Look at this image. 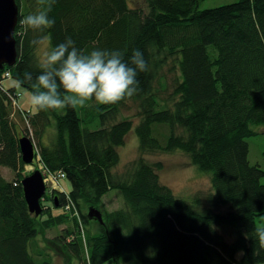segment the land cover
Masks as SVG:
<instances>
[{
  "label": "trees",
  "instance_id": "trees-1",
  "mask_svg": "<svg viewBox=\"0 0 264 264\" xmlns=\"http://www.w3.org/2000/svg\"><path fill=\"white\" fill-rule=\"evenodd\" d=\"M15 1L17 59L0 70V168L15 175L8 181L0 173V264H52L36 262L31 244L39 234L68 224L50 243L79 264H264L255 224L264 214V173L248 162L246 142L257 135L254 127H264V0L204 10L202 0H146V9L128 0H55L49 13L54 26L45 32L22 27V35L20 21L30 10ZM24 1L35 12L48 6V0ZM68 36L85 52L121 50L127 60L139 50L150 67L139 74L134 96L88 109L100 117L95 130L81 127L76 107L19 111L37 138L48 127L53 132L48 144L38 143L36 168L41 163L52 174L64 173L71 187L67 194H45L42 214L34 217L20 185L27 165L18 139L24 134L16 131L8 95L16 86L32 94L40 72L38 45L47 38L55 46ZM170 62L179 77L161 104L154 84ZM5 72L15 82L8 88ZM129 101L137 102L139 153L185 154L208 176L212 192L195 194L190 202L178 198L159 181L162 164L142 157L122 174L111 172L119 162L116 148L133 126L128 118L116 121ZM110 190L121 192L123 207L103 208ZM89 208L100 223L88 217Z\"/></svg>",
  "mask_w": 264,
  "mask_h": 264
},
{
  "label": "rangeland",
  "instance_id": "rangeland-1",
  "mask_svg": "<svg viewBox=\"0 0 264 264\" xmlns=\"http://www.w3.org/2000/svg\"><path fill=\"white\" fill-rule=\"evenodd\" d=\"M238 0H202L199 5V10L215 8L223 5H228ZM31 3V2H30ZM30 3H25L24 0H21V6L23 8H28L30 13H34L35 6H31ZM128 3L131 7H137L146 9V0H128ZM21 7V9H22ZM21 29L18 34H24L22 31V25L20 23ZM24 29V28H23ZM42 41H47L48 39H43ZM41 41V42H42ZM38 45L36 49V57L39 62V58L44 51V44ZM179 77V73L177 71L176 66L170 62L162 71V77L160 82L154 84V90L156 92V96L161 104L166 103L168 101V96L172 92V85L176 78ZM15 82L11 80H7L3 82V86L8 88L11 85H14ZM163 84H166V89H163ZM16 91L21 94L18 98L17 104L14 105V114L12 116V121L18 133H23L24 136L30 138L35 146L36 152L38 151V143L41 142L43 144H48L53 138V132L49 129H46L44 133L40 135V138H37L34 134V128L30 125L27 118L24 119L22 114H20L19 110L24 113L27 112L29 114L34 113L35 111L32 109L30 105V96L31 93L27 90H24L18 86H16ZM15 93V92H14ZM98 103L95 100L87 101L83 106L77 105L76 110L77 114L81 120V127L88 130H95L99 128L100 125V117H98L94 112H89L88 109L92 108L94 105ZM18 109H17V106ZM169 105V104H168ZM89 112V113H88ZM138 108L137 102L129 101L125 105L121 106L119 109V114L116 121H119L123 118L131 119L133 122V126L131 130L126 134L124 139V144L121 147L116 148V151L119 156V162L116 167H114L111 172L114 174H122L129 167L130 164L136 160L138 157H142L144 161L148 163L160 162L162 164V168L157 172L159 181L162 185L169 188L172 193L187 202L191 201V198L195 194L208 195L212 192L210 181L207 175L198 171L195 167L191 165L189 158L181 153L174 152L170 154H160V153H146L140 154L138 150V138L134 133L135 125L139 121V117H137ZM254 130L257 132L256 136H252L246 139L248 144V162L251 165H258L260 169L264 173V127H254ZM36 159V158H35ZM33 160V164L26 166L23 171V175L29 174L32 169H36L37 161ZM1 175L8 181H11L14 178V173L11 172L7 168H0ZM28 176V175H27ZM262 182L264 183V174L262 177ZM60 187L62 192L68 193L70 191V183L67 180L60 181ZM47 188L50 192H53L54 185H47ZM47 205H50L51 201ZM103 208L107 211H114L121 207H123V198L121 192L118 190H110L102 197ZM62 209L56 210L60 212ZM226 207L221 208V211H225ZM79 218L77 215L73 216ZM256 227L264 228V214L256 217L255 219ZM71 224L63 225L58 228H53L44 232V235H38L34 239V243L31 244L30 252L33 253L36 262L40 259L51 260L52 264H79L76 258L67 260L65 255L62 253L58 247L50 243L52 239H54L62 229L65 227H70ZM92 233H95V226L92 224L91 227ZM224 237L226 239L227 236L224 232ZM84 238V232L82 234ZM230 241V239H228ZM40 247V248H39ZM36 254H40L42 256L36 257Z\"/></svg>",
  "mask_w": 264,
  "mask_h": 264
},
{
  "label": "clouds",
  "instance_id": "clouds-1",
  "mask_svg": "<svg viewBox=\"0 0 264 264\" xmlns=\"http://www.w3.org/2000/svg\"><path fill=\"white\" fill-rule=\"evenodd\" d=\"M54 2L48 0L47 7L21 19L26 32H45L54 26L55 19L49 16ZM41 43L44 51L39 58L40 72L29 101L35 112L62 111L90 100L101 105L119 103L138 92V76L150 67L139 50H133L126 60L121 50L94 48L85 52L70 36L55 46ZM256 234L264 245V228L257 229Z\"/></svg>",
  "mask_w": 264,
  "mask_h": 264
},
{
  "label": "water",
  "instance_id": "water-1",
  "mask_svg": "<svg viewBox=\"0 0 264 264\" xmlns=\"http://www.w3.org/2000/svg\"><path fill=\"white\" fill-rule=\"evenodd\" d=\"M19 8L15 0H0V70L4 66H13L17 59L14 31L18 21ZM20 158L24 165H31L34 160V145L26 137L18 139ZM24 200L29 214L38 217L42 214L40 200L45 194V185L40 171L35 170L20 181ZM56 201V199H55ZM88 217L101 222L100 215L92 208Z\"/></svg>",
  "mask_w": 264,
  "mask_h": 264
},
{
  "label": "built area",
  "instance_id": "built-area-1",
  "mask_svg": "<svg viewBox=\"0 0 264 264\" xmlns=\"http://www.w3.org/2000/svg\"><path fill=\"white\" fill-rule=\"evenodd\" d=\"M3 76L5 77V78H9V73H7V72H5L4 74H3ZM19 95H17V97H18ZM8 97L10 98V100L12 101V104L13 105H15L16 104V102H15V100H16V96L15 95H8ZM42 165V164H41ZM41 167H43L42 169H43V173L45 174V176H46V182L49 184V185H54V187L56 188V187H59V182H60V180H62V179H64L65 178V175H64V173H62V172H58V173H56V174H52L48 169H46L43 165L41 166ZM69 207L68 206H66L65 207V209H68Z\"/></svg>",
  "mask_w": 264,
  "mask_h": 264
},
{
  "label": "bare ground",
  "instance_id": "bare-ground-1",
  "mask_svg": "<svg viewBox=\"0 0 264 264\" xmlns=\"http://www.w3.org/2000/svg\"><path fill=\"white\" fill-rule=\"evenodd\" d=\"M45 167V166H44ZM46 168V167H45ZM47 169V168H46Z\"/></svg>",
  "mask_w": 264,
  "mask_h": 264
}]
</instances>
